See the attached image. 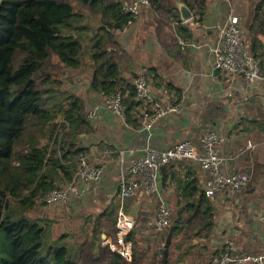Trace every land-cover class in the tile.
<instances>
[{
    "label": "crops",
    "instance_id": "crops-1",
    "mask_svg": "<svg viewBox=\"0 0 264 264\" xmlns=\"http://www.w3.org/2000/svg\"><path fill=\"white\" fill-rule=\"evenodd\" d=\"M194 13L182 21V29L173 23L176 21L172 22L177 43L168 52L155 36L150 5L143 7L130 25L112 29L118 50L113 61L109 59L113 49L108 40L97 57H93L97 49L89 43L88 56L78 68L68 69L65 79L67 94L83 99L86 114L95 112L88 119L91 130L80 134L78 141L87 148L83 155L103 167L98 182L80 183L86 190L71 197L67 204L70 207L79 201L78 206L84 204L97 214L116 215L121 205L118 152L123 149H135L133 156H139L145 145L165 149L187 140L200 154L201 136L206 130L225 136L218 146L224 157L219 170L224 174L245 172L248 181L238 192L223 190L212 197L205 195L211 218L202 231L176 233L173 250L176 264H208L226 239L234 242V253L238 255L264 250V80L246 82L239 75L221 73L214 68L210 50L217 43L227 16L235 14L240 19L247 48L264 71V0H206L202 15ZM138 72L146 74L151 82L154 99L151 105L127 99V85L133 87L132 79ZM100 82L113 85V92L106 94L99 88ZM116 89L123 93L122 117L104 106L105 97ZM169 105L176 106L178 111L168 112L145 127L146 115L154 107ZM164 175L162 180L160 169L156 192L140 187L122 203L135 222L131 241L139 245L159 241L161 245L165 241L167 229L158 233L154 226L158 195L165 198L172 212L177 200H181V206L197 200L209 177L192 158L169 163ZM64 183L67 182L56 181V185ZM92 186L95 190L89 191ZM192 188L197 191L185 197ZM96 201L102 205L99 210L95 208ZM104 236L111 235L101 233L99 243Z\"/></svg>",
    "mask_w": 264,
    "mask_h": 264
},
{
    "label": "trees",
    "instance_id": "trees-1",
    "mask_svg": "<svg viewBox=\"0 0 264 264\" xmlns=\"http://www.w3.org/2000/svg\"><path fill=\"white\" fill-rule=\"evenodd\" d=\"M149 1L155 36L171 52L177 43L172 22L178 29L183 23L176 0ZM179 1L194 15H202L206 2ZM121 4V0H0V264H176V233H196L208 225L211 207L203 191L183 206L177 200L170 211L173 225L160 246L162 255L158 250L149 258L146 248L133 241L132 257L126 260L107 245H95L94 239L83 240L71 253L49 238L45 223L18 217L12 208L13 201L30 208L57 180L71 181L73 160L86 154L87 148L78 141L80 134L91 130L85 103L66 93L64 78L68 69L81 65L86 42L97 49L93 56L97 57L108 40L113 49L109 59L114 60L118 50L112 29L127 27L135 18L123 13ZM127 86V99H133V87ZM99 88L113 92V85L104 82ZM57 131L62 132L60 138ZM167 165L161 167L162 180ZM194 191L197 188L185 197ZM115 229V216L102 212L96 217L94 238L103 231L112 236ZM131 237L130 233L127 238Z\"/></svg>",
    "mask_w": 264,
    "mask_h": 264
},
{
    "label": "built area",
    "instance_id": "built-area-1",
    "mask_svg": "<svg viewBox=\"0 0 264 264\" xmlns=\"http://www.w3.org/2000/svg\"><path fill=\"white\" fill-rule=\"evenodd\" d=\"M149 0H126L121 4L123 13L136 16L143 7L149 6ZM130 20L128 23L130 24ZM174 24L177 22H173ZM123 27L122 29H124ZM242 28L240 19L235 14L227 16L220 27V37L215 45L211 47L214 68L223 74L239 75L246 82L264 80L262 71L251 55L245 41L242 39ZM133 100L144 106L154 103L152 97V86L146 74L138 72L133 76ZM104 106L115 115H124L123 97L119 92L108 95L104 99ZM171 111H178L174 105L166 107H154L152 112L146 115L145 127L158 117ZM95 115L89 111L88 119ZM67 126V123L64 122ZM66 127H64L65 129ZM58 132V131H57ZM62 132H58L60 138ZM225 136L218 134L215 130H206L201 136L202 153L198 154L187 140H182L168 148L158 149L145 145L140 149L139 156H133L135 149H123L118 152L120 162V178L118 181V195L121 205L115 215V232L110 237H103L101 245H107L112 251L119 253L126 260H130L133 253V242L127 236L135 227L134 219L126 213L122 203L125 199L133 196L140 187L150 192L157 191L158 177L161 167L184 158H192L208 172V179L204 187V194L212 197L223 190L238 192L243 189L248 181L245 172H233L224 174L219 170L220 163L224 160L218 152V146L224 142ZM252 146L251 142H248ZM76 170L71 181L62 185H56L39 200L47 205L66 204L72 196L81 195L86 189L80 187V183H96L103 174V167L93 163L87 155H79L73 160ZM95 186L89 188L94 191ZM158 207L154 219L155 229L158 231L171 227L170 207L165 198L158 195ZM234 242L226 239L222 248L213 254L208 264H264V250L235 254Z\"/></svg>",
    "mask_w": 264,
    "mask_h": 264
},
{
    "label": "rangeland",
    "instance_id": "rangeland-1",
    "mask_svg": "<svg viewBox=\"0 0 264 264\" xmlns=\"http://www.w3.org/2000/svg\"><path fill=\"white\" fill-rule=\"evenodd\" d=\"M96 26V25H95ZM66 37V36H65ZM70 38V37H68ZM244 40V36L242 35ZM89 42H86L83 49L82 59L89 54ZM66 77L64 78V80ZM65 89V82H64ZM67 93V90H65ZM97 200V199H96ZM79 202V201H78ZM70 207L66 204L47 205L40 200L37 201L30 208L18 207L16 202H12V208L17 212L16 216H28L32 220L45 223L49 238L57 240L60 245H66L72 252L76 251L80 242L85 239H94V244L99 243L100 235L94 238L96 230V217L99 215L95 213L91 208L84 206V204ZM95 208H102L99 201H96ZM157 209V207H156ZM92 211V212H91ZM156 231V230H155ZM106 231H103L105 233ZM160 232V231H156ZM60 236L63 238L59 239ZM160 242L140 245L141 248H146V253L149 258L158 251V247L161 246ZM147 246V247H145Z\"/></svg>",
    "mask_w": 264,
    "mask_h": 264
},
{
    "label": "water",
    "instance_id": "water-1",
    "mask_svg": "<svg viewBox=\"0 0 264 264\" xmlns=\"http://www.w3.org/2000/svg\"><path fill=\"white\" fill-rule=\"evenodd\" d=\"M175 5L177 7L179 17L181 21H186L190 19L193 15V12L190 10V8L183 2L176 0ZM163 248L160 249V254L162 255L163 253Z\"/></svg>",
    "mask_w": 264,
    "mask_h": 264
}]
</instances>
